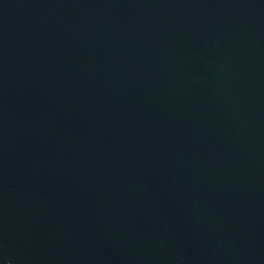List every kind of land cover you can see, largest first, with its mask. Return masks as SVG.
<instances>
[{"label": "water", "instance_id": "water-1", "mask_svg": "<svg viewBox=\"0 0 264 264\" xmlns=\"http://www.w3.org/2000/svg\"><path fill=\"white\" fill-rule=\"evenodd\" d=\"M0 264H264V0H0Z\"/></svg>", "mask_w": 264, "mask_h": 264}]
</instances>
